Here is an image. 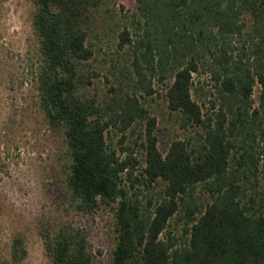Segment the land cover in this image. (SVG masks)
<instances>
[{
  "label": "trees",
  "instance_id": "trees-1",
  "mask_svg": "<svg viewBox=\"0 0 264 264\" xmlns=\"http://www.w3.org/2000/svg\"><path fill=\"white\" fill-rule=\"evenodd\" d=\"M108 1L35 0L40 106L68 148L71 205L88 214L113 205V264H264V0H136L133 28L119 33L126 80L103 98L86 66ZM202 72L209 92L195 87ZM156 77L188 132L164 151L139 94L152 95ZM139 122L133 144L118 149L112 133L122 144ZM41 233L51 264H94L84 228ZM26 254L18 236L13 259Z\"/></svg>",
  "mask_w": 264,
  "mask_h": 264
},
{
  "label": "rangeland",
  "instance_id": "rangeland-1",
  "mask_svg": "<svg viewBox=\"0 0 264 264\" xmlns=\"http://www.w3.org/2000/svg\"><path fill=\"white\" fill-rule=\"evenodd\" d=\"M135 7L136 0H109L99 16L98 34L92 39L96 51L86 70L94 72L93 92L103 98L111 95L113 84L126 80L124 67L130 66V56L127 49L118 47L119 33L125 25L133 28ZM35 8V0H0V264H51L41 231L44 224L64 223L86 230L94 264H113L117 241L113 205L102 201L96 213L88 214L77 211L68 198V148L64 136L49 127L40 106ZM194 81L195 87L201 84L206 92L212 87L209 73H195ZM152 86V95L143 89L139 94H144L142 99L157 118L155 133L164 151L188 132L168 108L165 83L156 77ZM258 93L256 88L254 97ZM195 98L208 107L212 96L195 93ZM144 127L139 122L136 133L128 132L122 144L121 134L112 133L113 144L118 149L133 144ZM181 229L182 225L175 226L177 234ZM18 236L24 238L27 254L17 262L12 250Z\"/></svg>",
  "mask_w": 264,
  "mask_h": 264
}]
</instances>
